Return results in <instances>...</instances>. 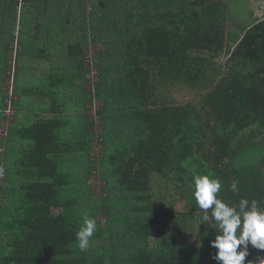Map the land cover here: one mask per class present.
<instances>
[{
  "label": "trees",
  "instance_id": "trees-1",
  "mask_svg": "<svg viewBox=\"0 0 264 264\" xmlns=\"http://www.w3.org/2000/svg\"><path fill=\"white\" fill-rule=\"evenodd\" d=\"M55 2L56 17L44 9L48 28L35 36V52L56 57L46 72L50 108L36 110L33 123L13 134L15 107L0 139V196L9 200L0 204V264H219L211 245L220 232L214 220L200 224L193 176L219 179L226 203L255 199L264 208V18L249 10V21H236L230 0ZM91 43L100 48L86 63ZM94 68L95 83L85 77ZM85 83L92 91L82 87L74 101L106 102L96 110L101 122L105 111L125 109L122 100L130 104L126 121L115 116L125 126L122 147L107 152L103 138L106 156L98 159L107 181L102 192L111 180L125 200L112 211L103 205L106 229L97 222L81 251L83 219L71 189L85 179L63 167L78 157L91 162L96 142L87 126L94 123L84 125L82 145L64 138L58 90ZM5 99L0 94V127ZM14 150L21 152L15 171L6 161ZM233 180L238 194L230 191ZM248 253L244 264H264V251L249 245Z\"/></svg>",
  "mask_w": 264,
  "mask_h": 264
},
{
  "label": "rangeland",
  "instance_id": "rangeland-1",
  "mask_svg": "<svg viewBox=\"0 0 264 264\" xmlns=\"http://www.w3.org/2000/svg\"><path fill=\"white\" fill-rule=\"evenodd\" d=\"M262 1L264 0H230V9H232L233 18H235L236 21H249V6L251 3L259 5ZM45 4L47 5L46 8L44 7L46 6ZM44 9L46 10V17L53 16L54 18L56 11L55 0H0V94H4L10 89V80L12 79L7 77L8 65L10 66L9 72H17L15 82L16 95L12 101V107H16L15 117L17 119L15 118L10 122V125L14 126L12 131L13 134L16 133L15 131L17 129L33 123L35 120L34 116L38 114L36 110L44 111L50 108V94L52 88L48 87L46 72L56 66V57H46L45 53L40 54L37 53V51L35 52L38 41L35 39V36L40 37V35L43 34L42 32L48 28V26H46L47 24L41 21L43 17L42 14L45 12ZM88 10H90V8H88ZM99 48L98 44L91 43L88 47V51L90 54H93L94 52H98ZM53 50V48H51L50 51L48 50V54H52ZM85 77H89L93 83L99 80L98 71L96 69ZM111 86L112 88H116V85L112 84ZM111 86H109V88H111ZM82 87L86 92L92 91V83H85L81 87H77V90L71 86L66 92L56 89L61 93L58 100L64 106V116L68 120V124L62 130V133L64 132V138L70 142H82L79 143L82 145L84 143V137H82L84 125L93 122L94 126H87V132L95 134L91 139H93L96 144H92V149L88 154L91 158L90 163L87 160V156L81 157L83 161L78 157L75 158L74 161L70 160L63 168L65 170L71 168L72 171H70V176L80 175L85 179V184L75 185V187L71 189L72 193L75 191V196H79L76 197L79 202V205H77L79 212L77 209L76 210L81 219H83L85 215L88 216L91 214L89 218L95 219L96 223H100L101 228L106 229L108 215L106 210L102 208L103 205L107 206L109 211H112L115 205L114 203H122L126 195L119 191H114L112 189L113 182L111 180H109L110 190L105 193L102 192L101 188L104 187L107 181L98 170V159H102L106 156V152L101 150L103 149L101 139L103 140L104 138V144L107 145V152L109 148L114 151L122 147V139L119 134L121 133L122 127L124 128L125 126H122L121 120L126 121L125 114H127L128 111L125 109H127L130 103L122 100L121 108L125 109L121 111L111 109L109 112L105 111L104 116L107 119L105 118V120L101 122L97 117L96 110L101 109L106 102L95 101L89 104H80L77 102L76 104L74 98L81 93L80 90ZM61 91H64V93ZM175 97L178 100L181 98L178 95H175ZM118 115L121 116V120L119 119L120 121L115 117ZM114 117L117 120L116 127L114 126L115 129L112 128V125L115 124V121H112ZM109 126L111 128H109ZM100 133H104L103 137L100 136ZM8 134L9 130L7 131V135ZM86 138L85 136L84 139ZM16 141L19 140L16 139ZM20 153V151L16 150L10 151L6 160L9 164V169L15 171V160L19 158L18 156ZM100 170L103 174L108 171L106 168L105 170L102 168ZM111 182L112 186L110 185ZM17 184V182L13 183V185L16 186ZM8 201V199L0 196V204ZM97 206H99V208L96 212ZM177 209L181 210L180 208ZM57 212L58 211L53 210L54 214H57Z\"/></svg>",
  "mask_w": 264,
  "mask_h": 264
},
{
  "label": "clouds",
  "instance_id": "clouds-1",
  "mask_svg": "<svg viewBox=\"0 0 264 264\" xmlns=\"http://www.w3.org/2000/svg\"><path fill=\"white\" fill-rule=\"evenodd\" d=\"M3 174L0 167V176ZM193 189V197L204 213L200 224L214 220L219 229L211 245L217 250L215 259L219 264H244L249 245L264 251V208L257 200L241 198L235 205L224 202L218 195L222 189L220 180L209 175H194ZM230 191L239 193L238 181H232ZM96 230V220L85 215L83 227L76 234L81 251L88 250Z\"/></svg>",
  "mask_w": 264,
  "mask_h": 264
},
{
  "label": "built area",
  "instance_id": "built-area-1",
  "mask_svg": "<svg viewBox=\"0 0 264 264\" xmlns=\"http://www.w3.org/2000/svg\"><path fill=\"white\" fill-rule=\"evenodd\" d=\"M91 55L92 54H90L89 51H87V55L85 57L86 63L90 62ZM13 67H14V62H13ZM93 71L94 70L91 69V72ZM13 74H14L13 72L8 73V78L12 80H10V89L7 90L6 99L3 102L4 107H3L2 113L6 117V120L2 122L1 127H0V139H4L7 136V126H8L9 121H11L13 117V113H14V107H12V101L14 100L13 92H12ZM3 151H4V148H0V153H3Z\"/></svg>",
  "mask_w": 264,
  "mask_h": 264
},
{
  "label": "crops",
  "instance_id": "crops-1",
  "mask_svg": "<svg viewBox=\"0 0 264 264\" xmlns=\"http://www.w3.org/2000/svg\"><path fill=\"white\" fill-rule=\"evenodd\" d=\"M249 8H250V11L254 13L253 14L254 17H257L259 19H263L264 18V13H263L264 1L259 3V5H255L254 3H251ZM43 116H45V115H43Z\"/></svg>",
  "mask_w": 264,
  "mask_h": 264
}]
</instances>
